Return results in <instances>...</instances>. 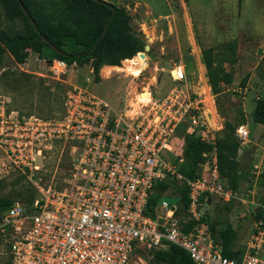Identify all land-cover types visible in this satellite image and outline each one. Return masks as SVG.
Instances as JSON below:
<instances>
[{"label": "built area", "instance_id": "built-area-1", "mask_svg": "<svg viewBox=\"0 0 264 264\" xmlns=\"http://www.w3.org/2000/svg\"><path fill=\"white\" fill-rule=\"evenodd\" d=\"M46 62L63 80L67 64L59 59ZM169 75L177 83L186 79L180 60L171 64ZM9 102L0 94V151L35 188L31 203L15 201L0 215L9 264H131L136 251L170 244L181 247L195 264H264L260 201H251L250 227L232 258L222 254L203 219L207 199L234 197L220 175L215 147L206 154L202 175L193 179L178 171L181 158L164 157L172 151L171 139L185 118L190 133L213 143L215 135L200 100H181L177 89L160 98L150 94L148 102L127 116L86 86L70 85L61 93L60 111L49 118L21 115ZM248 132L243 125L237 128L240 143ZM57 144L63 146L61 153L66 149V175L60 185L44 186L39 175L43 160ZM38 157L41 164H36ZM167 176L187 188L182 222H194L187 231L176 216L179 200L170 204L160 199L152 214L147 213L153 186Z\"/></svg>", "mask_w": 264, "mask_h": 264}, {"label": "rangeland", "instance_id": "rangeland-1", "mask_svg": "<svg viewBox=\"0 0 264 264\" xmlns=\"http://www.w3.org/2000/svg\"><path fill=\"white\" fill-rule=\"evenodd\" d=\"M103 1L124 6L131 16L133 30L149 46L134 55L135 58L143 53L147 57L135 66L137 69L122 60L118 66L101 70L98 79L90 74L88 82L87 67L74 64L60 75L63 80H58L41 52L29 49L22 64H16L6 54L0 70V94L9 98V108L46 118L60 111V95L67 87L82 85L118 111L132 116L139 110L132 104L138 92L148 88L153 98H160L177 89L181 100L202 102L205 121L214 135H218L226 120L236 122L244 118L249 132L238 150L239 182L234 197L229 201L209 198L202 208L213 222L228 220L238 232L236 246H241L240 237L250 227L251 201L259 202L264 192V128L256 130L257 123L251 114L256 100L264 97V0ZM36 3L40 14L53 21L62 14L63 0ZM0 29L23 31L24 22L20 18L5 20L0 7ZM208 47L227 58L223 66L232 74L231 82L222 83L218 94L212 93L202 62L201 50ZM178 60L185 68L186 79L177 83L171 80L169 68ZM218 126L221 127L216 129ZM190 130V122L185 118L171 139L172 151L164 153L167 160L181 156L184 137ZM62 147L52 146L43 160L39 175L44 186H58L66 175V149L61 153ZM41 163L42 158H36V164ZM21 190H32L30 181L22 178L0 151V195L21 201ZM161 199L170 204L178 202L176 193L167 192ZM139 257L147 264L143 250L136 251L131 264H143ZM8 260L6 241L0 236V264Z\"/></svg>", "mask_w": 264, "mask_h": 264}, {"label": "trees", "instance_id": "trees-1", "mask_svg": "<svg viewBox=\"0 0 264 264\" xmlns=\"http://www.w3.org/2000/svg\"><path fill=\"white\" fill-rule=\"evenodd\" d=\"M63 2L62 14L53 21L40 14L36 0H0L5 20L14 21L20 18L24 22L23 31L10 32L0 29V70L4 67L6 54H9L16 64H22L28 57V50L33 49L41 52L46 61L63 60L68 67L73 64L89 65L94 78L98 79L99 70L103 65L118 66L122 60L132 59L144 49L146 44L133 30L131 16L124 6L103 0ZM201 57L211 91L218 94L222 91V83L232 80V74L223 66L227 58L218 56L212 47L202 49ZM252 120L264 125V97L256 100ZM243 123L244 118L236 122L226 120L218 135L215 134L213 143L200 140L193 132L187 134L184 137L181 156H178L181 158L178 171L188 179L199 177L202 175L201 165L207 160L206 154L215 147L220 175L235 193L239 182L237 155L241 145L236 130ZM19 173L22 178H26L20 171ZM31 186L32 190L29 192L20 191L22 196L19 199L26 204L31 203L35 197L32 183ZM167 192L176 193L180 201L176 216L179 217L181 229L187 231L194 224L193 221L182 222L183 217L187 215L189 203L187 188L183 182H178L172 176H167L153 186L148 198L147 213L152 214L162 194ZM15 201L9 196L0 195V215ZM260 202L264 204V192ZM204 205H207V202H204ZM259 214L257 212L256 217ZM203 219L209 222L214 239L221 245L222 254L229 258L235 257L240 246H236L239 237L232 224L228 220L213 222L207 212L204 213ZM6 246L8 247L7 242ZM145 251L147 264H195L181 247L174 244L165 249ZM6 264H9V260Z\"/></svg>", "mask_w": 264, "mask_h": 264}, {"label": "bare ground", "instance_id": "bare-ground-1", "mask_svg": "<svg viewBox=\"0 0 264 264\" xmlns=\"http://www.w3.org/2000/svg\"><path fill=\"white\" fill-rule=\"evenodd\" d=\"M146 56L145 55H139L135 58H132V59H126L125 62H128L130 63V67L132 69H137L135 68V66H137L139 63H143L145 60H146ZM150 94L151 92L149 91L148 88H145L142 92H138L136 94V96L134 97V101L132 102V104L137 107L138 109H140L146 102L149 101L150 99ZM137 109V110H138ZM132 112V111H131ZM135 113V111H134Z\"/></svg>", "mask_w": 264, "mask_h": 264}, {"label": "crops", "instance_id": "crops-1", "mask_svg": "<svg viewBox=\"0 0 264 264\" xmlns=\"http://www.w3.org/2000/svg\"><path fill=\"white\" fill-rule=\"evenodd\" d=\"M84 67L86 66L87 67V73H88V76H87V80L88 82L90 81V74H92V68L89 66V65H83ZM114 65H103L100 70H99V74L101 73L100 71L105 69V68H108V67H113ZM77 67L79 68H82V66H78ZM205 78V77H204ZM255 106V105H254ZM254 109V108H253ZM253 111V110H252ZM252 114V113H251ZM243 125L244 127L247 128V126L245 124H241ZM221 126H218V128H220ZM264 128V125L263 124H259L257 123V126H256V130L259 131V129H263Z\"/></svg>", "mask_w": 264, "mask_h": 264}, {"label": "water", "instance_id": "water-1", "mask_svg": "<svg viewBox=\"0 0 264 264\" xmlns=\"http://www.w3.org/2000/svg\"><path fill=\"white\" fill-rule=\"evenodd\" d=\"M21 4V6H22V8H23V5H22V3H20ZM29 20L31 21V23L33 24V26L35 27V25H34V23H33V20H32V18L31 17H29ZM36 28V27H35ZM105 30H106V27L104 28V30H103V33L105 32ZM146 50L149 48V46L148 45H145V47H144Z\"/></svg>", "mask_w": 264, "mask_h": 264}]
</instances>
